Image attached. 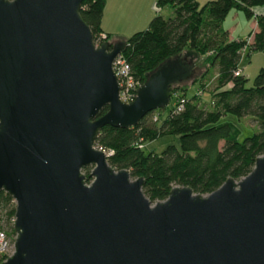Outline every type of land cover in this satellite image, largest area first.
I'll use <instances>...</instances> for the list:
<instances>
[{"label":"water","instance_id":"95a60500","mask_svg":"<svg viewBox=\"0 0 264 264\" xmlns=\"http://www.w3.org/2000/svg\"><path fill=\"white\" fill-rule=\"evenodd\" d=\"M83 1L0 0V192L15 206L1 264H264V155L209 195L175 187L151 204L94 147L104 126L166 108L194 67L166 60L120 103L125 42L95 47Z\"/></svg>","mask_w":264,"mask_h":264},{"label":"trees","instance_id":"16d2710c","mask_svg":"<svg viewBox=\"0 0 264 264\" xmlns=\"http://www.w3.org/2000/svg\"><path fill=\"white\" fill-rule=\"evenodd\" d=\"M104 2L84 0L80 8V18L94 45L109 40L100 29ZM164 7L171 10V17L159 15ZM262 8L264 0H211L203 6L195 0H155L156 16L147 29L125 41L121 57L139 86L166 60L192 55L206 65L193 79L198 88L191 97L186 96V89L171 87L166 108L146 114L130 128L104 126L94 141L96 149L109 154V167L127 171L131 181L143 180L141 191L151 204L166 200L175 187L209 195L225 180L239 181L247 176L255 159L264 155V67L250 88L245 87L246 80L238 69L246 52L264 53V14L255 13ZM231 10L254 20L255 30L245 40H230L221 27ZM237 70L240 74L234 76ZM203 91L210 93L209 103L200 101ZM181 99V109L173 112ZM106 110L103 108L99 116ZM226 115L238 121L250 120L254 131L239 141L232 125L218 123ZM162 137H175L177 146L167 145L159 154L142 151V145ZM88 173V168L83 170L85 176ZM14 207L12 199L0 192V231L12 242ZM5 259L0 257V264Z\"/></svg>","mask_w":264,"mask_h":264},{"label":"rangeland","instance_id":"374dc122","mask_svg":"<svg viewBox=\"0 0 264 264\" xmlns=\"http://www.w3.org/2000/svg\"><path fill=\"white\" fill-rule=\"evenodd\" d=\"M199 6H203L205 3L211 0H195ZM163 12L159 14L163 18L170 16L171 10L168 7L162 8ZM160 12V11H159ZM168 13V15H166ZM257 14H264V8L256 10ZM221 27L223 31L228 33V38L230 40H245L248 34H250L255 29L254 20L246 19L243 14L239 11L231 10L228 15L223 20ZM185 53V52H184ZM183 53V54H184ZM181 58H184L186 63L193 65V75L190 79L183 81L181 84H173V89H186L185 93L187 97H191L197 92V84H194V80L199 77L200 74L206 69V65L203 63L201 58L197 56H187L182 55ZM264 67V53L262 52H246L243 54L238 69L241 71L242 76L246 80L245 87H252L254 78L258 72ZM214 76V73H213ZM199 98L202 103L210 102V93L208 91H203L199 93ZM153 116V114H152ZM219 124H230L238 131V140L241 141L247 136H250L254 131L252 122L247 119H242L238 121L232 115H226L221 117ZM167 145L177 146V139L175 137H162L158 138L152 142H147L142 145V151L148 153L153 151L159 154ZM90 171V169H89ZM85 175V174H84ZM9 238V237H8ZM10 239V238H9Z\"/></svg>","mask_w":264,"mask_h":264},{"label":"crops","instance_id":"0c3cea01","mask_svg":"<svg viewBox=\"0 0 264 264\" xmlns=\"http://www.w3.org/2000/svg\"><path fill=\"white\" fill-rule=\"evenodd\" d=\"M154 5L155 0H105L100 21L101 32L109 37L108 42L111 44L125 42L133 34L147 29L156 16ZM161 11L163 9L159 14Z\"/></svg>","mask_w":264,"mask_h":264},{"label":"built area","instance_id":"2783aa9c","mask_svg":"<svg viewBox=\"0 0 264 264\" xmlns=\"http://www.w3.org/2000/svg\"><path fill=\"white\" fill-rule=\"evenodd\" d=\"M101 40H105L104 36H101ZM99 44L96 43L95 47H98ZM112 72L116 78L117 85H118V99L120 103L124 105H128L133 102L137 89L140 87L137 83H135L130 75V70L128 65L125 63L124 59L121 57V54L118 55L113 63H112ZM240 72L237 70L234 72V76H238ZM184 100H180L176 106L173 108V112H178ZM101 151L100 149H97ZM103 152L105 155L107 153ZM13 242L9 239L4 232L0 231V257H8L11 255L13 251Z\"/></svg>","mask_w":264,"mask_h":264}]
</instances>
